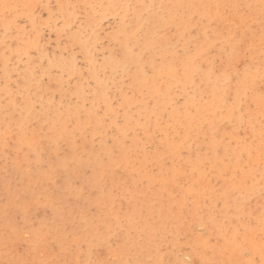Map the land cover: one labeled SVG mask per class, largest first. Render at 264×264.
<instances>
[{
	"label": "rangeland",
	"instance_id": "1",
	"mask_svg": "<svg viewBox=\"0 0 264 264\" xmlns=\"http://www.w3.org/2000/svg\"><path fill=\"white\" fill-rule=\"evenodd\" d=\"M162 2L171 12L150 0H0V264H264V225L249 214L264 201V151L254 149L250 135L264 132V16L253 0L240 11L232 0H195L193 10L186 0L176 10ZM238 53L240 62L226 65ZM28 60L37 63L36 84L19 127L10 103L25 105L19 76ZM54 61L66 65L50 66ZM185 72L190 83L183 87ZM170 73L177 76L172 86ZM44 108L69 111L65 126L78 153L84 143L95 151L104 144L116 159L80 167L68 189L57 176L61 199L37 175L55 172L44 161L35 118ZM200 112H215L222 163L209 159L210 131L204 121L198 128ZM123 116L131 125L120 136ZM79 121L86 123L81 132ZM114 139L128 149L122 160ZM244 144L259 197L239 172L250 167ZM227 147L241 153L239 170ZM188 157L199 159L197 167ZM236 200L243 203L236 207Z\"/></svg>",
	"mask_w": 264,
	"mask_h": 264
},
{
	"label": "bare ground",
	"instance_id": "2",
	"mask_svg": "<svg viewBox=\"0 0 264 264\" xmlns=\"http://www.w3.org/2000/svg\"><path fill=\"white\" fill-rule=\"evenodd\" d=\"M153 1H156L158 3V6H165L163 7L164 9H166L168 12H171V8H169L168 6L165 5V3H163L162 1L164 0H150V3H152ZM166 1H170L172 2L173 5V10H176L178 8L181 7V3L180 0H166ZM195 0H186V5L188 6V8L190 10H193L195 8V4H194ZM200 3H204L207 4L209 2V0H197ZM141 4H143V0H140ZM247 0H232L233 6L235 7V9L237 11H240L239 9V4L240 3H246ZM254 6L252 7V9L259 15L264 16V0H253ZM248 8H251L250 6H247ZM146 10L149 11L151 13V11L149 10V6L146 7ZM153 15H156L155 13H153ZM158 24L163 25L164 21L162 18L158 17L157 19ZM76 38L72 39L73 41ZM231 45L233 48L238 49V44L235 41H231ZM239 55V53H238ZM234 55L231 58H228L226 60V65H229L231 67H235L237 65L238 62H240V55ZM192 59V57H190L189 55H184L181 60H186L185 62L189 63L188 61H190ZM73 63V62H72ZM72 63H69L67 66L69 68H72L73 65ZM50 66H56L62 69V67L64 65H66V63L64 61H54L49 63ZM72 66H71V65ZM37 67V63L36 61L32 62L31 60H28L27 64H26V72H24L22 75L19 76V87L21 92H23L24 98H25V105H23L22 107H17L15 106V104L13 102H11V113L14 114L16 116V121L19 127H23V125L25 124V120H26V113L29 114V108H28V103L27 100H29L28 96H27V91L30 88L31 84L35 83L36 84V80L32 79V74L35 71L36 67ZM183 79L184 81L181 83L183 87H185L186 85H188L190 83V79L188 76V72L183 73ZM176 78L177 76L174 75L173 73H170L169 76V85H175L176 82ZM245 79V77H244ZM243 79V81H245ZM59 81L56 80L54 81V84H57ZM142 86H146V82L143 80V82L140 83ZM61 85V83H60ZM53 86V84H52ZM151 88H153V90L156 91V89L154 88V86L151 84ZM214 89H212L213 94L215 95L216 92V88L213 86ZM239 89L240 91H244L245 90V85L243 82L240 83L239 85ZM11 99V98H10ZM215 99L218 102H221L222 99L220 100V96L216 95ZM264 111V109H263ZM3 109H1L0 107V115L2 114ZM52 112L51 114L49 113V110L44 108L41 111L38 112V114L35 115V118L37 120V124H38V131H40L39 133H41V138L43 139V148L42 151L45 152V154L47 155V158L44 160L45 163L49 166L52 167L55 172H53L52 174H41V173H37L40 182L43 185V188L49 191H52L56 194V196L58 198H62V193L61 191H59L55 185H54V181L56 179L57 176H61V178L63 179L64 183H65V189L69 187L68 182L74 178V177H79V173H80V167H84V166H92V165H98L102 162V159L105 157L112 162H115L116 159H114V156L112 155V151L110 148L106 147V145L101 144L98 151H95L94 146L88 143H84L83 145H85V147L83 146V152L78 153L75 146L73 145V140H72V135L70 132H68V130H66V120L69 117V111H66L64 113H60L57 111H50ZM73 114V113H72ZM184 120L186 123H189L190 121V115L187 112H184ZM74 115V114H73ZM215 112H213L211 114V112H209V114L205 117L204 115H202V113L200 112L198 119H197V125L199 128V124L202 123V121L206 122L209 128L210 133L209 135V141L206 144L207 149H211V155L209 157V159L213 160L215 162V164L218 163H222L223 157H220L219 155H217L216 153V148L218 146L217 141L214 138L213 132L217 127V118L215 117ZM129 117V116H127ZM127 117L123 116L124 119V126H118V131L120 132V136H125L126 133V128H128V125H131L129 123V121L127 120ZM94 119V118H93ZM87 121L91 122L93 120H91L90 116H87ZM94 124L95 126H99V121L94 119ZM86 125L85 121L81 122H77L75 128H77L78 131H83V127ZM94 126V128H95ZM140 127V125H134L133 127L131 126L130 128L134 129L135 127ZM233 129V128H232ZM253 130V129H252ZM95 131V130H94ZM251 135V139L254 140L255 142V150H263L264 151V132L261 129L258 130H253L250 133ZM229 139H235V133L233 130L229 131ZM237 139H239L237 137ZM130 140L132 141V147L137 145V138H135V135H133ZM61 142L64 143V146L66 145L67 148V152L65 151L64 155H59L58 154V143H60L59 145H61ZM113 143H115L116 148L119 149V156L118 159L122 160L123 156H126L127 153V148L126 146L122 145L121 142L119 141V139H114ZM34 144V143H33ZM87 144V145H86ZM33 146V145H32ZM62 146V145H61ZM63 146V147H64ZM165 146L166 148L169 150V153L173 154L175 152V145H173L169 140H167L165 142ZM65 148V147H64ZM241 150H245V152L248 155V162L250 164H248V166H250L248 168L247 171H240L239 170V160L241 159V153H239L238 150H234L233 148L227 147L224 148V153H231L232 154V169L233 171L235 170H239L241 177H246L250 179L251 182V193L257 195V197H259L258 195V182L257 180H255V171L256 169L253 168L252 165V160H251V148H250V144H244L240 146ZM33 150L34 153L35 152V148L33 146ZM117 151V150H116ZM131 152V151H130ZM259 152V151H257ZM58 154L57 157L55 158V161L52 162L51 161V155L54 154ZM115 154V152L113 153ZM116 157V155H115ZM187 161L189 162V164L191 165L192 168L197 167L199 159H194L191 160L190 157L187 158ZM161 167V166H160ZM259 173L264 176V165L262 166V168H260ZM176 172V171H175ZM22 177V181L23 179L27 180L28 179V173H22L21 175ZM3 186L5 187L6 185L3 184ZM244 194H246V190H243ZM222 198V197H221ZM226 196L224 197V199L222 198L223 202L225 204H227L228 201H226L227 199H225ZM169 199V198H168ZM166 198V200H163L164 203L169 204V200ZM241 203H243L241 200H236L234 202V204L237 206H239ZM261 204V209H257L256 211H252L249 210V214L250 215H254V217L258 220H260V222H263L264 225V201L260 200ZM226 208V212L228 209V204L225 207ZM263 211V212H262ZM225 212V213H226ZM213 230V229H212ZM218 235V234H217ZM244 238H246L247 240L251 241V238L249 236V233L244 234ZM206 257V256H204ZM202 258V257H201ZM200 258V259H201ZM198 261V260H197ZM202 263V262H201Z\"/></svg>",
	"mask_w": 264,
	"mask_h": 264
}]
</instances>
